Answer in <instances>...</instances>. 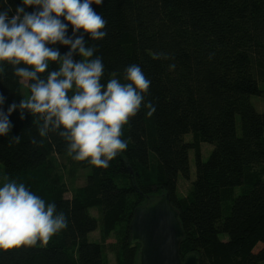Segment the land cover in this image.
Masks as SVG:
<instances>
[{
	"label": "trees",
	"instance_id": "obj_1",
	"mask_svg": "<svg viewBox=\"0 0 264 264\" xmlns=\"http://www.w3.org/2000/svg\"><path fill=\"white\" fill-rule=\"evenodd\" d=\"M21 4L0 0V10L10 6L11 17ZM92 7L107 21L102 40L84 34L104 64L101 82H125V69L138 65L151 81L144 102L155 112L149 117L142 106L122 129L127 149L98 168L73 160L57 133L40 137L38 116L25 112L21 120L15 110L11 132L0 136V171L54 204L67 228L46 246L0 250V264H108L106 250L117 264H138L139 245L129 230L134 211L163 194L179 212L182 260L193 255L201 264L264 263V111L252 103L254 97L264 101V0H103ZM52 47L61 55L69 50ZM3 67L0 94L7 112L29 90L11 65ZM56 67L50 64V70ZM200 144L213 147L206 159ZM85 170L84 186L72 192L66 179ZM180 178L190 181L187 197L179 194ZM208 190L233 192L228 212L209 215ZM94 208L100 220L90 213ZM98 229L105 242L113 234L117 241H90Z\"/></svg>",
	"mask_w": 264,
	"mask_h": 264
},
{
	"label": "clouds",
	"instance_id": "obj_2",
	"mask_svg": "<svg viewBox=\"0 0 264 264\" xmlns=\"http://www.w3.org/2000/svg\"><path fill=\"white\" fill-rule=\"evenodd\" d=\"M102 3L103 0H22L11 17L10 6L0 10V73L6 62L29 90L19 104L13 101L7 112L2 108L6 97L0 94V136L9 135L13 127L9 117L19 109L21 120L25 112L39 117L40 137L50 132L62 137L75 161L107 168L127 149L121 139L123 127L142 106L149 117L155 112L150 102H144L151 81L138 65L132 64L124 71L125 82L115 77L106 84L101 82L104 64L101 57H94L97 49L88 45L84 34L93 41L107 35L106 19L92 7ZM27 7L34 11H25ZM57 44L69 50L61 55L59 48L52 47ZM52 63L57 67L50 70ZM169 67L172 70L175 65ZM12 139L20 142V136ZM32 143H36L35 139ZM66 228L64 214H56L54 204H46L24 183L12 181L0 186V250L34 247L38 243L46 246Z\"/></svg>",
	"mask_w": 264,
	"mask_h": 264
},
{
	"label": "water",
	"instance_id": "obj_3",
	"mask_svg": "<svg viewBox=\"0 0 264 264\" xmlns=\"http://www.w3.org/2000/svg\"><path fill=\"white\" fill-rule=\"evenodd\" d=\"M129 230L131 242L139 245L138 264H201L197 256L181 258L185 233L169 194L138 207Z\"/></svg>",
	"mask_w": 264,
	"mask_h": 264
},
{
	"label": "rangeland",
	"instance_id": "obj_4",
	"mask_svg": "<svg viewBox=\"0 0 264 264\" xmlns=\"http://www.w3.org/2000/svg\"><path fill=\"white\" fill-rule=\"evenodd\" d=\"M252 103L254 104V106L256 107V110L259 113L264 111V101L261 98L254 97L252 99ZM189 138H190V136H187V139H189ZM199 149L201 152H203L204 159H206L209 156L210 152L212 151L213 147L209 144H200ZM193 156H194V153L191 154L192 179L195 178V166H194ZM88 173H89V170H85L83 172L81 171L80 173H78L77 178L66 179V182H67V184L70 187L72 192H75V190L84 186L85 175H87ZM5 182H10V181H8L6 176L3 173H1V171H0V186H2L3 183H5ZM179 182H180L179 183V194H180V196H182V197L189 196L190 190H191L190 181H187V180L180 178ZM241 186H242V183H240L237 186V188H240ZM233 196H234V194L231 190H224L223 194H221L219 191L208 190L207 191V206H208L209 215L211 217L216 218V217L221 216L224 211L228 212L229 206H230L229 204H230ZM90 213L94 217H96V219L100 220L101 214L97 208L91 209ZM226 237H227L226 235L221 236V238L223 240H225ZM88 239L92 242H101V243L103 242L102 244H104V246H106V244L109 242L115 243L118 238L116 235L113 234L105 242V239L103 238V236L101 235V233L99 232V229H98V231L90 234ZM104 254H105V258H106L108 264H117L116 257H114L112 254H110L108 252V250H106L104 252ZM262 264H264V263H262Z\"/></svg>",
	"mask_w": 264,
	"mask_h": 264
},
{
	"label": "crops",
	"instance_id": "obj_5",
	"mask_svg": "<svg viewBox=\"0 0 264 264\" xmlns=\"http://www.w3.org/2000/svg\"><path fill=\"white\" fill-rule=\"evenodd\" d=\"M84 184H85V182H84Z\"/></svg>",
	"mask_w": 264,
	"mask_h": 264
}]
</instances>
